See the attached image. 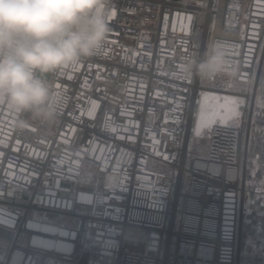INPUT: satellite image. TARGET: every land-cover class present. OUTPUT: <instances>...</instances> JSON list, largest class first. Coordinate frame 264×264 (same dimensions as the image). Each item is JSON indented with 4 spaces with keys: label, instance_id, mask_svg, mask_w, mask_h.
I'll list each match as a JSON object with an SVG mask.
<instances>
[{
    "label": "built area",
    "instance_id": "built-area-1",
    "mask_svg": "<svg viewBox=\"0 0 264 264\" xmlns=\"http://www.w3.org/2000/svg\"><path fill=\"white\" fill-rule=\"evenodd\" d=\"M262 4L113 0L104 47L72 80L71 69L54 80L68 96L55 130H20L0 106V264H238L244 194L263 197L264 174L241 178V126L213 124L192 141L201 79L180 67L219 42L239 79L209 81L232 94L250 89L264 48ZM124 172L127 181L117 180ZM197 200L208 204L204 224L186 210ZM262 258L264 238L255 248Z\"/></svg>",
    "mask_w": 264,
    "mask_h": 264
},
{
    "label": "clouds",
    "instance_id": "clouds-1",
    "mask_svg": "<svg viewBox=\"0 0 264 264\" xmlns=\"http://www.w3.org/2000/svg\"><path fill=\"white\" fill-rule=\"evenodd\" d=\"M113 0H0V106L23 130L60 123L63 94L54 80L95 57L109 38ZM180 72L201 80L239 79L240 67L220 43L186 56Z\"/></svg>",
    "mask_w": 264,
    "mask_h": 264
},
{
    "label": "rangeland",
    "instance_id": "rangeland-1",
    "mask_svg": "<svg viewBox=\"0 0 264 264\" xmlns=\"http://www.w3.org/2000/svg\"><path fill=\"white\" fill-rule=\"evenodd\" d=\"M189 5H195L202 8V10H206L213 0H183ZM202 18H205V13H202ZM264 71V48L262 54L260 56L258 66H257V80L255 81L254 85L248 89H238L239 94H232L222 88L221 81L218 83H214L213 81L209 80H201L199 84V88L194 96V107L192 111V125H191V139L194 143L201 142L207 134V131L213 124L220 123L217 120L215 123L211 124L210 127H202L200 130V134H196L197 125L200 122L202 106L204 104V94H207L210 97H228L235 101H237V111L239 112L238 117H233L229 119L227 123L229 125H237L241 126L244 132V148L246 149L248 159L250 158L249 152L252 146V138L257 135V124L260 123L261 120H264V88L262 86V82L260 79V75ZM258 74V75H257ZM207 81V82H206ZM258 81V82H257ZM260 81V84H259ZM217 101H209V104H215ZM219 104H224V99H220L218 101ZM205 113L209 111V109H204ZM55 129V128H54ZM53 129V130H54ZM263 129H259L261 132ZM260 134V133H259ZM245 163L249 164V161L245 162L243 160L242 169H241V178H245L249 176V171L245 168ZM264 170L262 172L261 177H263ZM256 179V178H255ZM257 180V179H256ZM247 192H245L244 197L246 196ZM262 239V238H261ZM1 250V249H0ZM252 261L254 260L251 258ZM264 259H260L259 262L256 264H262Z\"/></svg>",
    "mask_w": 264,
    "mask_h": 264
},
{
    "label": "crops",
    "instance_id": "crops-1",
    "mask_svg": "<svg viewBox=\"0 0 264 264\" xmlns=\"http://www.w3.org/2000/svg\"><path fill=\"white\" fill-rule=\"evenodd\" d=\"M260 79L264 88V71L260 75ZM256 128L257 135L252 138L253 147L249 152L250 158L248 159L247 155L244 158L245 162L249 161V164L245 163V168L251 173L246 177L248 183L261 178L264 170V120H261ZM260 128L263 129L261 132L259 131ZM261 238H264V196L257 198L253 193L248 192L244 198L240 218V255L238 257V264L257 263L255 261V248L258 240ZM251 258L254 260L252 261Z\"/></svg>",
    "mask_w": 264,
    "mask_h": 264
},
{
    "label": "snow or ice",
    "instance_id": "snow-or-ice-1",
    "mask_svg": "<svg viewBox=\"0 0 264 264\" xmlns=\"http://www.w3.org/2000/svg\"><path fill=\"white\" fill-rule=\"evenodd\" d=\"M260 7L264 8V4L260 5ZM117 15L115 9L113 8L112 10V14L109 17V20H111L112 18H114ZM190 19V18H189ZM110 43H115V41H110ZM219 43V42H218ZM234 47V45H233ZM251 50V49H250ZM79 65L78 66H74L73 68H71V72L67 75V79L68 80H72L73 79V75L71 73H75L76 71H79ZM87 86V82L85 81V87ZM62 85L60 83H56L55 84V88L57 90L61 89ZM63 97H64V103L67 101L68 96H67V89H64V93H63ZM220 99H224L225 103L224 104H219L218 101ZM209 101H217V103L215 104H209ZM237 105V101L228 98V97H210L207 94H204V104L202 106V112H201V117H200V122L197 125V129H196V134L199 135L200 134V130L202 127H210L211 124L215 123L217 120L220 121V123H227V121L229 119H232L233 117H238L239 116V112L237 111L236 108ZM63 106L61 107L60 110H62ZM98 107V105L93 101L92 102V108L88 111V115L89 116H93L95 109ZM204 109H209V111H207V113H205ZM83 114V113H82ZM157 143L154 141V144ZM157 155H160L159 152L156 153ZM165 159H167L168 157L165 155L164 156ZM106 160V158H104ZM120 160H117V165L120 164ZM9 169H11V164L9 165ZM23 171V169H22ZM69 172H73V169L70 167L68 169ZM35 175V174H33ZM137 179L139 180L140 177H137ZM117 180L119 181H123L126 182L127 181V173L124 172L123 176H121L120 178H118Z\"/></svg>",
    "mask_w": 264,
    "mask_h": 264
},
{
    "label": "bare ground",
    "instance_id": "bare-ground-1",
    "mask_svg": "<svg viewBox=\"0 0 264 264\" xmlns=\"http://www.w3.org/2000/svg\"><path fill=\"white\" fill-rule=\"evenodd\" d=\"M55 129H56V127H55ZM54 129V130H55ZM233 174V176H237V173L236 172H234V173H232ZM200 192H201V190L199 189V187H196V188H194L191 192H190V194H189V196L188 197H197L198 196V194H200ZM200 198V197H199ZM192 200V199H191ZM189 201V200H188ZM208 204H207V202H201V204L199 205V201L197 200V201H194V202H190V203H188L187 202V206H186V210H189V211H191V214L192 213H194L195 214V212H196V214H199V212L202 214L201 216H200V219H202L201 220V222L204 224V221H203V219H204V215H203V213H209V211H208V206H207ZM195 214V215H196ZM199 223L200 222V220H198L197 221V219L195 218V216H192V215H188V217H187V223H191V224H194V223ZM208 224H209V226H211V221H208Z\"/></svg>",
    "mask_w": 264,
    "mask_h": 264
},
{
    "label": "water",
    "instance_id": "water-1",
    "mask_svg": "<svg viewBox=\"0 0 264 264\" xmlns=\"http://www.w3.org/2000/svg\"><path fill=\"white\" fill-rule=\"evenodd\" d=\"M180 1V0H179Z\"/></svg>",
    "mask_w": 264,
    "mask_h": 264
}]
</instances>
